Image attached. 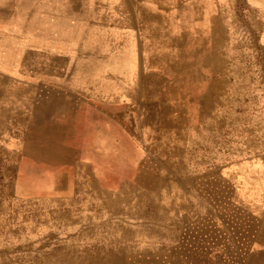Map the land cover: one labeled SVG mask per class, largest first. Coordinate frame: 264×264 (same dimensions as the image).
I'll list each match as a JSON object with an SVG mask.
<instances>
[{
	"label": "rangeland",
	"instance_id": "rangeland-1",
	"mask_svg": "<svg viewBox=\"0 0 264 264\" xmlns=\"http://www.w3.org/2000/svg\"><path fill=\"white\" fill-rule=\"evenodd\" d=\"M0 11V264H264L235 194L264 171V0ZM46 11L90 29L93 68L122 48L120 86L73 89Z\"/></svg>",
	"mask_w": 264,
	"mask_h": 264
},
{
	"label": "crops",
	"instance_id": "crops-1",
	"mask_svg": "<svg viewBox=\"0 0 264 264\" xmlns=\"http://www.w3.org/2000/svg\"><path fill=\"white\" fill-rule=\"evenodd\" d=\"M21 1V2H18ZM33 0H0V8L6 7V8H15L16 6H24V7H31ZM39 4L41 6H47V7H61L63 6V0H38ZM44 19H40V23L45 24L43 26V30L47 31L51 27H55L56 32V40L55 43L57 44L56 47L59 49H56V52H51L50 54H56V58L61 59V61L64 60V67H61L60 69L56 68V70L64 69L67 71H71V77H72V83H73V89L76 90L79 89V84L75 79H80V76L85 79V82L87 85V88L89 90H96V87H107V86H120L119 82V74H121L122 71V65H124L123 61H125L126 57L124 52L121 48V53L119 55L118 52L111 55L112 57V64H114L113 67H110L106 63L100 62V64L96 67H92L90 65L89 61L91 60L92 54L90 52H86V55L80 54V42L79 38L81 36V33H85L83 36L84 40H89L87 34L90 31V29L87 30V27L85 23L77 21L74 22L73 20H69L64 22V17L61 14H55L53 16L52 14H48V12H45ZM16 20L15 13L12 11V13H6L1 14L0 11V22H14ZM66 23V26H70L73 31H75V35L71 36L70 40H65L60 42L58 40V35L64 34V24ZM54 25V26H52ZM86 28V29H84ZM113 33L116 34V36H113L112 40L114 39V43H117V37H121V35L127 34L126 31L113 28ZM87 37V38H86ZM83 40V41H84ZM70 42L71 45L68 44ZM52 43V41H51ZM58 44H61L63 46H59ZM121 47V44H120ZM63 48V49H62ZM84 50H90L87 48H83ZM82 57V58H81ZM109 56H102L100 58V61H107ZM125 57V59H124ZM121 59V65H116L117 59ZM143 56L140 54H136V70L139 67V65H142ZM87 59L86 61H83ZM53 66L52 68H54ZM119 70L120 73L113 71ZM98 73V74H96ZM58 75V74H57ZM79 91V90H78ZM255 167V166H254ZM255 170H248L247 173L243 172H237V190L235 192L236 196L241 200L242 203L246 202L247 204H250L249 211L251 212L250 216L258 222L259 226L262 227V231H264V171L260 172L261 174L258 176V173ZM262 178V179H261ZM235 179V180H236ZM245 179V180H244ZM261 231V232H262ZM260 236V243H264V232L258 234Z\"/></svg>",
	"mask_w": 264,
	"mask_h": 264
}]
</instances>
